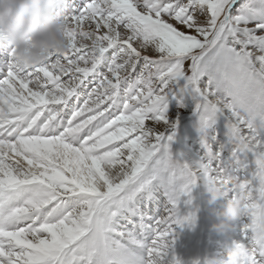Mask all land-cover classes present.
Masks as SVG:
<instances>
[{"label": "snow or ice", "instance_id": "obj_1", "mask_svg": "<svg viewBox=\"0 0 264 264\" xmlns=\"http://www.w3.org/2000/svg\"><path fill=\"white\" fill-rule=\"evenodd\" d=\"M57 11L64 55L0 61V264H181L200 183L242 195L235 245L264 264V0Z\"/></svg>", "mask_w": 264, "mask_h": 264}, {"label": "clouds", "instance_id": "obj_2", "mask_svg": "<svg viewBox=\"0 0 264 264\" xmlns=\"http://www.w3.org/2000/svg\"><path fill=\"white\" fill-rule=\"evenodd\" d=\"M61 0H0V41H6L12 60L22 68L45 62L50 54L64 55L68 50L65 22L62 12L57 11ZM227 185H206L207 203L229 197ZM243 214V198L239 192L226 200L224 211L218 214V223L212 230L220 235L233 232ZM258 242L264 243V223L255 234ZM252 253H245L234 246L222 264H247ZM206 264H215L208 260Z\"/></svg>", "mask_w": 264, "mask_h": 264}, {"label": "rangeland", "instance_id": "obj_3", "mask_svg": "<svg viewBox=\"0 0 264 264\" xmlns=\"http://www.w3.org/2000/svg\"><path fill=\"white\" fill-rule=\"evenodd\" d=\"M9 53L10 50L6 51L8 56ZM0 58L5 59L6 57L0 55ZM7 59H10V57ZM172 147L174 151H183L179 136L176 143H174ZM192 196V204L187 207H181L179 214L181 217H184L195 210V219L194 221L185 224L183 227L175 229L176 237L175 243L173 245V252L175 254L176 249V254L178 253L177 258L181 264H193V262L198 264V261L201 260V258H210V254L217 252L213 258V261H215V264H218L217 261L220 258V252L218 248H225L227 243L235 245L238 242L235 239H230L228 237V233L220 235L212 230V226L218 223V214L224 211V209H222L223 211H220L219 207L222 208L223 206L221 204L225 205L226 200L230 198V196L217 201L213 205H209L207 203L208 196L206 194V185L203 183L198 184V186L193 190ZM202 223L203 225L201 227ZM196 226L197 230L201 227L200 231L195 229ZM217 241H220L221 245L219 244L217 248H214V245L217 244ZM205 244H207V248L206 250H203ZM228 249L229 248L227 246L226 250ZM228 253L229 251H225L224 255L227 256Z\"/></svg>", "mask_w": 264, "mask_h": 264}, {"label": "bare ground", "instance_id": "obj_4", "mask_svg": "<svg viewBox=\"0 0 264 264\" xmlns=\"http://www.w3.org/2000/svg\"><path fill=\"white\" fill-rule=\"evenodd\" d=\"M0 46H2V47H4V48H9L8 46H7V43L5 42V41H0ZM8 57H10V56H8L7 55V58ZM7 58H0V61H4V62H7L9 59H7ZM225 206V205H224ZM228 237L230 238V239H235L236 241H238L237 243H241L242 242V237H241V234H240V231H239V228H238V226H236V229L233 231V232H230V233H228ZM227 246H228V250H226L227 249ZM234 246L235 245H231V244H229V243H227V245H226V247L224 248V247H219L218 249H219V252H220V258L222 257V256H225L224 255V253H225V251H233V249H234ZM177 248V247H176ZM179 249V248H178ZM176 249H175V255H176V257H177V254H176ZM217 254V252H213L212 254H210V258H208V257H206V258H201V260H199L198 261V264H206V262L208 261V260H213V258L215 257V255ZM229 254V253H228ZM230 255V254H229ZM228 256V255H227ZM219 258V259H220Z\"/></svg>", "mask_w": 264, "mask_h": 264}]
</instances>
